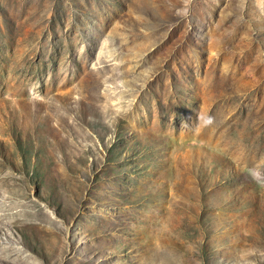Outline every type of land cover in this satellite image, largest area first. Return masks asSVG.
<instances>
[{
  "label": "rangeland",
  "instance_id": "1",
  "mask_svg": "<svg viewBox=\"0 0 264 264\" xmlns=\"http://www.w3.org/2000/svg\"><path fill=\"white\" fill-rule=\"evenodd\" d=\"M0 264H264V0H0Z\"/></svg>",
  "mask_w": 264,
  "mask_h": 264
}]
</instances>
